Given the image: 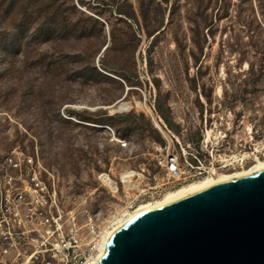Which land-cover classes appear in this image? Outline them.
Masks as SVG:
<instances>
[{
  "label": "rangeland",
  "instance_id": "374dc122",
  "mask_svg": "<svg viewBox=\"0 0 264 264\" xmlns=\"http://www.w3.org/2000/svg\"><path fill=\"white\" fill-rule=\"evenodd\" d=\"M147 109L191 151L225 133L262 159L264 0H0V155L36 154L64 213L104 230L179 187Z\"/></svg>",
  "mask_w": 264,
  "mask_h": 264
},
{
  "label": "built area",
  "instance_id": "2783aa9c",
  "mask_svg": "<svg viewBox=\"0 0 264 264\" xmlns=\"http://www.w3.org/2000/svg\"><path fill=\"white\" fill-rule=\"evenodd\" d=\"M148 113L165 141L156 150L163 185L174 187L199 180L263 155L255 148L238 153L219 149L225 133L214 145L209 140L203 149L191 151L177 141L159 116L150 110ZM106 129L111 141L126 145L110 127ZM44 173L36 154L13 150L0 155V264H94L103 229L88 211L83 212L81 222L74 213H64L54 183H47ZM99 180L106 182L109 178L102 174Z\"/></svg>",
  "mask_w": 264,
  "mask_h": 264
},
{
  "label": "water",
  "instance_id": "95a60500",
  "mask_svg": "<svg viewBox=\"0 0 264 264\" xmlns=\"http://www.w3.org/2000/svg\"><path fill=\"white\" fill-rule=\"evenodd\" d=\"M98 264H264V168L132 217Z\"/></svg>",
  "mask_w": 264,
  "mask_h": 264
},
{
  "label": "bare ground",
  "instance_id": "6f19581e",
  "mask_svg": "<svg viewBox=\"0 0 264 264\" xmlns=\"http://www.w3.org/2000/svg\"><path fill=\"white\" fill-rule=\"evenodd\" d=\"M218 92H220V89L218 90ZM147 111H148V109H147ZM207 135L209 136L208 132H207ZM256 151H258V150L256 149ZM240 164H241V167H239L237 169H233L232 171H229V172L228 171L227 172L220 171L223 173L214 172L213 174L207 175L198 181L189 182L187 184L185 183V185L182 184L181 186L179 185V187L174 189V190L166 191L159 199L140 204L137 208H135L131 212H125V211L122 212L121 211L122 213L119 216L113 218L112 221L110 220L111 223L109 224V226H107V228H105L102 231L101 244H100L99 251L97 254V258H96L94 264H98V259L104 253L106 242H107L109 235L115 229H117L118 227H120L121 225L126 223L128 220H130L132 217H134L140 213H143L145 211L152 210V209L158 208L160 206H163L167 203H170V202L175 201V200H177L183 196H186L188 194H191L193 192L201 190V189H203L209 185H212L214 183L252 174V173L256 172L257 170L264 168V157L262 159H260L259 157L255 156L251 165L247 166V167L244 166L243 160ZM244 167H246V168H244Z\"/></svg>",
  "mask_w": 264,
  "mask_h": 264
},
{
  "label": "trees",
  "instance_id": "16d2710c",
  "mask_svg": "<svg viewBox=\"0 0 264 264\" xmlns=\"http://www.w3.org/2000/svg\"><path fill=\"white\" fill-rule=\"evenodd\" d=\"M105 50H106V48H105ZM105 50H104V51H105Z\"/></svg>",
  "mask_w": 264,
  "mask_h": 264
}]
</instances>
